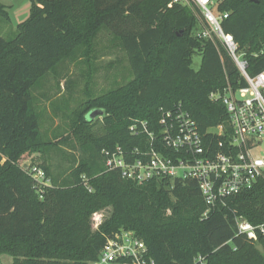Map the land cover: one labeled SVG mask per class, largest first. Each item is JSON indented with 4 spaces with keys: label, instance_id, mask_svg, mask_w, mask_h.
Returning a JSON list of instances; mask_svg holds the SVG:
<instances>
[{
    "label": "trees",
    "instance_id": "trees-1",
    "mask_svg": "<svg viewBox=\"0 0 264 264\" xmlns=\"http://www.w3.org/2000/svg\"><path fill=\"white\" fill-rule=\"evenodd\" d=\"M218 10L229 14L222 26L244 53L248 74L264 72V0H225ZM0 16L9 19L1 3ZM200 20L197 6L174 0H32L15 39L0 34V264L4 255L12 264H93L121 230L145 242L157 264H195L198 257L206 264H264L263 240L249 241L236 224L238 217L264 224V181L204 217L208 207L197 183L140 185L105 167L104 150L149 147L148 136L131 127L147 122L159 131L162 109L181 105L202 135L229 129L225 106L210 96L246 82L219 42L194 36ZM103 29L119 43L132 79L80 105L71 136L43 141L35 90L64 61L80 52L89 58ZM95 108L105 116L87 121ZM61 144L79 148L80 157L55 175L49 160ZM29 159L43 162L51 186L24 171ZM108 211L94 230L93 217Z\"/></svg>",
    "mask_w": 264,
    "mask_h": 264
},
{
    "label": "built area",
    "instance_id": "built-area-1",
    "mask_svg": "<svg viewBox=\"0 0 264 264\" xmlns=\"http://www.w3.org/2000/svg\"><path fill=\"white\" fill-rule=\"evenodd\" d=\"M225 0H174L193 3L207 24L196 37L212 43L219 42L238 67L246 86L226 88L211 94L212 101L225 106L229 129L224 126L202 135L191 115L181 105L161 110L159 131H151L147 122L131 127L134 135L146 134L149 147L136 148L131 154L122 147L104 150L105 167L119 171L125 180L140 185L153 181L195 182L208 207L204 214L217 206H226L228 199L252 190L264 181V72L251 77L248 63L233 35L225 32L222 23L229 16L218 8ZM24 171L40 186L49 187L46 172L36 164L26 163ZM84 185L92 191L89 180ZM42 198V197H41ZM98 229L101 216H96ZM238 232L253 243L264 242V224L253 225L243 217L236 218ZM93 264H157L149 249L132 231L121 230L109 238L98 260ZM195 264H206L198 257Z\"/></svg>",
    "mask_w": 264,
    "mask_h": 264
},
{
    "label": "rangeland",
    "instance_id": "rangeland-1",
    "mask_svg": "<svg viewBox=\"0 0 264 264\" xmlns=\"http://www.w3.org/2000/svg\"><path fill=\"white\" fill-rule=\"evenodd\" d=\"M0 3L9 15L8 20L0 16V34L8 41L13 40L17 36L18 26L30 16L32 0H0ZM200 23L194 36L207 29L204 18ZM201 64L202 55L197 53L193 57V68L198 71ZM129 69L119 43L106 29L100 31L94 40L89 58L80 52L58 65L48 75L44 85L34 92L43 141L56 142L62 136H71L75 110L89 98L101 96L129 82L132 79ZM104 116L103 109L95 108L88 113L87 121L98 122ZM58 148L59 151H53L49 160L55 175L69 167L72 156L80 157L79 148L73 149L64 144ZM26 163H31L30 159L23 162ZM42 163L39 160L36 165ZM109 214V211L105 212L101 219L104 220ZM92 223H97L96 217H93ZM1 261L2 264L13 263L8 255L2 256Z\"/></svg>",
    "mask_w": 264,
    "mask_h": 264
},
{
    "label": "water",
    "instance_id": "water-1",
    "mask_svg": "<svg viewBox=\"0 0 264 264\" xmlns=\"http://www.w3.org/2000/svg\"><path fill=\"white\" fill-rule=\"evenodd\" d=\"M258 250L263 252V247L262 246H258Z\"/></svg>",
    "mask_w": 264,
    "mask_h": 264
}]
</instances>
